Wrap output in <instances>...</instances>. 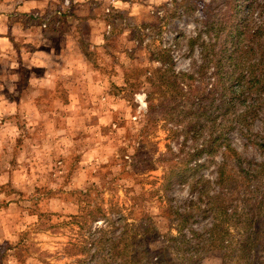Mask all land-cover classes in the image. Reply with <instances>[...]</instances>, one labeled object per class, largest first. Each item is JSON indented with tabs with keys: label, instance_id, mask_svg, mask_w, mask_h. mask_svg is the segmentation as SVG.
I'll use <instances>...</instances> for the list:
<instances>
[{
	"label": "rangeland",
	"instance_id": "374dc122",
	"mask_svg": "<svg viewBox=\"0 0 264 264\" xmlns=\"http://www.w3.org/2000/svg\"><path fill=\"white\" fill-rule=\"evenodd\" d=\"M27 1L41 6L7 11V4ZM72 2L0 0V24L10 19L62 30L72 24ZM76 3L92 19L82 18L75 29L89 45L80 67L99 70L104 89L93 100H73L77 107L66 102L68 108L31 109L27 119L0 115V264H96L110 245L93 244V236L100 229L106 238L120 236L125 223L136 259L147 249L160 261L162 248L176 252L172 237L178 236L179 219L172 207L196 202L203 184L209 195L218 191L221 157L203 152L190 159L186 152L205 137L191 128L189 111L210 105L207 94L216 79L215 61L206 66L204 47L219 39L208 22L219 20L229 0ZM48 42L61 44L58 38ZM14 69L0 61L3 87ZM194 84L201 93L192 98ZM231 137L244 159L262 161L240 133ZM202 177L210 184L192 188ZM205 206L203 200L193 207L189 225L195 230L212 221ZM229 230L237 238L234 224ZM222 253L210 250L190 264H222ZM176 254L172 264H183ZM118 262L107 258V264Z\"/></svg>",
	"mask_w": 264,
	"mask_h": 264
},
{
	"label": "trees",
	"instance_id": "16d2710c",
	"mask_svg": "<svg viewBox=\"0 0 264 264\" xmlns=\"http://www.w3.org/2000/svg\"><path fill=\"white\" fill-rule=\"evenodd\" d=\"M219 17L208 22L219 41L204 47L206 66L215 61L216 79L207 94L210 105L189 111L191 128L205 137L200 147L186 152L190 159L203 152L222 159L216 175L218 191L209 195L203 184L197 200H205L203 212H209L212 221L195 230L189 224L197 201L183 208L172 207L179 219L178 236L172 237L176 252L162 248L158 251L160 261H154L147 249L136 259L130 248L132 241L126 236L128 223L120 236L106 238L108 232L100 229L93 244L110 246L107 257L96 256V264L101 260L107 264V258L119 260L118 264H172L176 253L178 261L190 264L216 249L223 251L222 264H264V0H229ZM214 54L215 58L209 59ZM195 85H189L192 98L201 93ZM200 117H204L201 122ZM234 130L246 140L245 147L251 144L262 153V161L243 158L231 137ZM193 168L190 163L187 169ZM192 183L195 189L210 181L202 177ZM230 224H234L237 238L230 232Z\"/></svg>",
	"mask_w": 264,
	"mask_h": 264
},
{
	"label": "crops",
	"instance_id": "0c3cea01",
	"mask_svg": "<svg viewBox=\"0 0 264 264\" xmlns=\"http://www.w3.org/2000/svg\"><path fill=\"white\" fill-rule=\"evenodd\" d=\"M78 1L83 0H74L71 8H68L75 12L72 24H65L62 30L53 27L44 30L28 21L10 19L0 24V61L5 60L8 66L15 68L7 72L5 87L0 84V115L4 111L6 116L21 113L27 119L24 115L30 114L31 109L40 111L47 106L68 108L66 102L77 107L73 100H93L103 92L100 71L91 67L83 70L80 67L87 63L85 52L89 45L86 39L80 42L75 29L82 18L92 19L87 14L82 15L84 7L77 4ZM7 5V11H13L18 6L20 12H28L40 7L41 3L27 1ZM55 38L61 41L59 48L51 47L48 42H53ZM80 77H84V80ZM3 78L0 76V83H4Z\"/></svg>",
	"mask_w": 264,
	"mask_h": 264
}]
</instances>
